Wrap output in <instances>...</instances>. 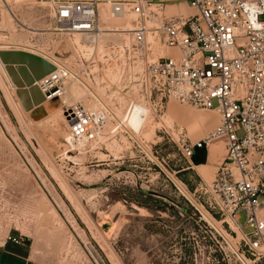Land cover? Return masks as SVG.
I'll return each mask as SVG.
<instances>
[{
  "label": "rangeland",
  "instance_id": "rangeland-1",
  "mask_svg": "<svg viewBox=\"0 0 264 264\" xmlns=\"http://www.w3.org/2000/svg\"><path fill=\"white\" fill-rule=\"evenodd\" d=\"M5 1L10 10L0 4V49L35 52L59 64L74 60L84 38L44 30L56 26L47 3ZM168 4L175 14L195 10L187 0ZM108 13L103 5L104 19ZM111 23L126 29L125 21ZM12 83L13 88L1 74L0 243L19 236L36 254L61 264H262L234 253L218 235L212 222L236 243L224 231V216L212 213L207 223L183 195L196 199L218 167L193 168L192 156L181 153L184 141H197L217 125L216 112L172 99L160 108L138 101L142 105L136 103L127 115L106 117L100 132L70 140L58 101L29 109ZM69 88L71 96L87 100L83 89ZM117 104L118 110L125 106Z\"/></svg>",
  "mask_w": 264,
  "mask_h": 264
},
{
  "label": "built area",
  "instance_id": "built-area-1",
  "mask_svg": "<svg viewBox=\"0 0 264 264\" xmlns=\"http://www.w3.org/2000/svg\"><path fill=\"white\" fill-rule=\"evenodd\" d=\"M39 1L47 3L60 34L84 38L73 61L63 60L38 83L47 100L60 99L74 84L92 103L61 104L69 139L100 132L106 117L125 116L142 105L138 101L160 108L172 99L214 110L217 125L197 141H184L181 153L188 159L195 148L222 138L225 155L196 199L183 195L207 223L213 214L224 216L220 222L236 243L212 222L213 228L234 253L264 264V0H187L195 9L189 15H167L164 0L21 2ZM113 18H129L130 26L116 30L108 26Z\"/></svg>",
  "mask_w": 264,
  "mask_h": 264
},
{
  "label": "crops",
  "instance_id": "crops-1",
  "mask_svg": "<svg viewBox=\"0 0 264 264\" xmlns=\"http://www.w3.org/2000/svg\"><path fill=\"white\" fill-rule=\"evenodd\" d=\"M164 1L166 3V14L177 15L174 13L175 6L168 4V1L171 0ZM207 120L208 118H205V125L209 123ZM222 143L223 139L218 138L206 147L195 148L190 161L193 168L201 167V169L207 168L211 171L213 168L216 169L217 162L221 158ZM196 173L199 174L197 171ZM0 264H61V262L56 258L39 256L34 252L32 244H29L26 240L22 239L19 242H14L5 238L0 243Z\"/></svg>",
  "mask_w": 264,
  "mask_h": 264
},
{
  "label": "water",
  "instance_id": "water-1",
  "mask_svg": "<svg viewBox=\"0 0 264 264\" xmlns=\"http://www.w3.org/2000/svg\"><path fill=\"white\" fill-rule=\"evenodd\" d=\"M0 59L7 66L11 78L23 94V103L28 108L39 105L45 97L35 81L49 73L53 64L43 57L20 49H1Z\"/></svg>",
  "mask_w": 264,
  "mask_h": 264
},
{
  "label": "bare ground",
  "instance_id": "bare-ground-1",
  "mask_svg": "<svg viewBox=\"0 0 264 264\" xmlns=\"http://www.w3.org/2000/svg\"><path fill=\"white\" fill-rule=\"evenodd\" d=\"M1 3L3 4V7H4V9L6 10V11H9L10 9V4L9 3H7L5 0H1ZM105 5H107V4H105ZM108 6V5H107ZM108 12H109V6H108ZM111 18V17H110ZM113 19H115V18H113ZM117 20H119V19H117ZM120 22H124L125 21V23H126V28H128L129 26H130V19L129 18H126V19H124V21H122V20H119ZM17 22V21H16ZM18 23V22H17ZM20 24V23H19ZM56 26L55 27H53V28H49V29H44V30H48V31H53V32H55V33H61L62 31V29L58 26V24H55ZM29 29V28H28ZM73 44L74 45H77V46H79V42L78 41H73ZM1 50V49H0ZM20 50H23V49H20ZM24 51H27V50H24ZM28 52H31V51H28ZM31 53H34V54H37V55H39V56H41V57H43L44 59H46L47 61H49L50 63H52L53 64V66H54V68L50 71V72H52L55 68H56V66L57 65H59V63L57 62V61H55V60H51V59H49V58H47L45 55L44 56H42V55H40V54H38V53H35V52H31ZM49 72V73H50ZM1 74L6 78V80L8 81V83H9V86H11L12 88H13V80H12V78H11V76H10V74H9V72H8V69H7V66L1 61V59H0V77H1ZM48 74V73H47ZM45 76V75H44ZM43 76V77H44ZM43 77H41L40 79H38V80H36L35 81V84L38 86V83L40 82V80L43 78ZM16 87V86H15ZM38 88H39V86H38ZM39 90H40V88H39ZM41 91V90H40ZM42 93V92H41ZM5 96H6V99L9 101V103L12 105V98H11V95L8 93V94H5ZM72 98V99H71ZM74 99H76V98H74L73 96H71V93H67V94H65L64 96H62L60 99H54V100H56V101H58L59 103H60V105L62 104V103H66V104H68V103H70L71 101H73ZM48 102L49 100H47V99H44V101H42V102ZM41 102V103H42ZM40 103V104H41ZM60 107V109H61V112H62V108H61V106H59ZM59 110V109H58ZM212 112H215L214 110H211ZM216 139H218V138H216ZM213 140H215V139H213ZM213 140H211V142L213 141ZM185 195H187V196H189L190 197V195H188L186 192H185ZM207 215V214H206ZM239 255V254H238Z\"/></svg>",
  "mask_w": 264,
  "mask_h": 264
}]
</instances>
